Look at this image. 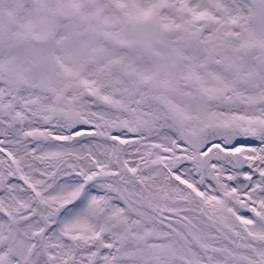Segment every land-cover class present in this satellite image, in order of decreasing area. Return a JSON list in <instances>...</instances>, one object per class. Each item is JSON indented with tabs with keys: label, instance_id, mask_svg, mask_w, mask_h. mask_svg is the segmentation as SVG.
I'll return each instance as SVG.
<instances>
[{
	"label": "snow or ice",
	"instance_id": "6c2138e0",
	"mask_svg": "<svg viewBox=\"0 0 264 264\" xmlns=\"http://www.w3.org/2000/svg\"><path fill=\"white\" fill-rule=\"evenodd\" d=\"M0 264H264V0H0Z\"/></svg>",
	"mask_w": 264,
	"mask_h": 264
}]
</instances>
